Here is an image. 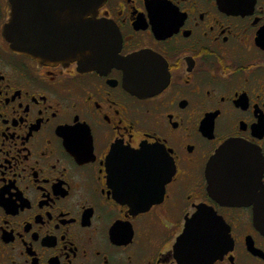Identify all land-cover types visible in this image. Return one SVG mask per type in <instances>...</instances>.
Returning a JSON list of instances; mask_svg holds the SVG:
<instances>
[{
	"label": "flooded vegetation",
	"instance_id": "obj_1",
	"mask_svg": "<svg viewBox=\"0 0 264 264\" xmlns=\"http://www.w3.org/2000/svg\"><path fill=\"white\" fill-rule=\"evenodd\" d=\"M10 14L0 0V264H264V0H106L121 40L100 72L17 53ZM233 139L263 169L234 205L206 172ZM169 159L163 195L134 198ZM192 237L219 254L194 263Z\"/></svg>",
	"mask_w": 264,
	"mask_h": 264
},
{
	"label": "water",
	"instance_id": "obj_2",
	"mask_svg": "<svg viewBox=\"0 0 264 264\" xmlns=\"http://www.w3.org/2000/svg\"><path fill=\"white\" fill-rule=\"evenodd\" d=\"M105 1L9 0L11 14L4 28L5 38L10 42L11 49L41 64L77 63L85 71L100 72L118 62L121 40L112 26L97 20V13ZM131 92L139 93V89ZM255 150L233 139L223 144L209 160L206 169L208 190L221 203H246L247 191L243 186L262 182L263 169L254 165L251 157ZM149 152L153 153V149L143 147L136 152L129 151L131 168L144 171ZM168 163L169 178L165 176L159 181H146L145 176H138L137 183L128 188L133 197L163 195L173 175L174 163L171 159ZM151 164L155 169L156 165ZM255 213L256 222H262L264 207L258 205ZM199 220L197 216L187 235L199 229ZM192 240L194 263H205L219 254L217 251H206L205 248L210 245H203L193 237Z\"/></svg>",
	"mask_w": 264,
	"mask_h": 264
}]
</instances>
